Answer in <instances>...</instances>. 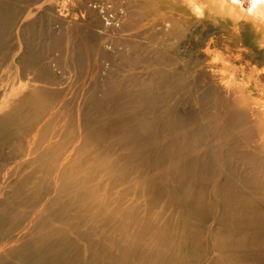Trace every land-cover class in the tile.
<instances>
[{
    "label": "bare ground",
    "instance_id": "6f19581e",
    "mask_svg": "<svg viewBox=\"0 0 264 264\" xmlns=\"http://www.w3.org/2000/svg\"><path fill=\"white\" fill-rule=\"evenodd\" d=\"M3 1L0 264H264V0L116 7L147 77L102 98L55 0Z\"/></svg>",
    "mask_w": 264,
    "mask_h": 264
},
{
    "label": "rangeland",
    "instance_id": "374dc122",
    "mask_svg": "<svg viewBox=\"0 0 264 264\" xmlns=\"http://www.w3.org/2000/svg\"><path fill=\"white\" fill-rule=\"evenodd\" d=\"M46 1L48 0H35L33 3H31L32 5L22 3L21 6L22 8H27L29 6L39 7L41 2ZM55 1L56 2H54V4L57 5V9L60 7L59 9L61 11L63 10L62 13L64 14V18L68 20V22H65L64 24L66 28L72 31L74 38H78V36H83L84 40L86 41L84 43L86 46H88L87 49H89V51H85L83 66L84 71H87L88 77L91 76V78L93 79L92 81L94 82V85L87 84L88 87L93 88L99 98H102L105 93H131L130 86L133 83V77H140L139 79L147 77L145 71V64L142 61L140 62L133 60L131 63L128 60V57H126L129 53V49L123 43L124 41L128 42L131 40H138L142 44L144 42V45L149 43L146 39L142 38L144 34H142L141 32V34H139V31L136 32V29L133 28L134 24H136L137 21L141 22L143 19L142 17H144V15L141 16L140 14H138V11H141V9H138V4L133 3L132 0H91L92 3H94L96 6V8L94 9L95 14H93L92 16L90 15L89 17L85 15H78V17L73 20L71 19V17L73 18L74 10L76 12L75 8L78 4L77 0ZM3 2L9 3V1L7 0H4ZM11 2L12 1H10V3ZM119 6H123L129 14L131 12H134V15L132 16L133 19H131L134 24L131 23V29H128L125 32L121 31L120 34H118L119 30L125 25L126 22L129 21L130 18H132L129 14H127L123 21L121 20L122 22L121 25H119L120 27L117 26L118 30L116 29V26H113L111 30L110 27H107V29L103 27V23L106 22L105 15H112L114 13L115 8ZM247 7L249 8V6L245 4L242 8L243 10H240L247 12ZM46 19H48L47 16L43 18L44 23L46 22ZM23 20L24 22H29L31 18L27 17L23 18ZM18 25L19 24H17V27ZM76 27H78L77 31L74 30ZM15 28L16 27H14L13 30H15ZM56 28L57 27H53L52 25L51 29L46 28V30L57 32L58 28ZM21 33H23V30L21 31ZM21 36L31 37V35L29 36V34H27L26 32H24V34H21ZM14 39V48L16 47L19 49L20 46L23 45L25 42V39ZM49 42L50 41H48L47 39L41 42L40 40H36L35 44L47 46ZM118 43L120 45H118ZM45 53L46 52L44 51V54ZM55 73H57L55 74L56 76L61 75V72H59L58 74V71H55ZM69 78L72 79L69 75L64 74V83H66L65 81L69 80ZM58 88H62V85H58Z\"/></svg>",
    "mask_w": 264,
    "mask_h": 264
}]
</instances>
